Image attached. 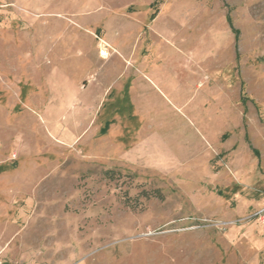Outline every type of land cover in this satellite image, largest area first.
<instances>
[{
	"label": "rangeland",
	"instance_id": "obj_1",
	"mask_svg": "<svg viewBox=\"0 0 264 264\" xmlns=\"http://www.w3.org/2000/svg\"><path fill=\"white\" fill-rule=\"evenodd\" d=\"M0 264H264V0H0Z\"/></svg>",
	"mask_w": 264,
	"mask_h": 264
},
{
	"label": "built area",
	"instance_id": "obj_2",
	"mask_svg": "<svg viewBox=\"0 0 264 264\" xmlns=\"http://www.w3.org/2000/svg\"><path fill=\"white\" fill-rule=\"evenodd\" d=\"M106 54H107V53L105 52V50H101V51H100V55H101L102 57H105Z\"/></svg>",
	"mask_w": 264,
	"mask_h": 264
},
{
	"label": "trees",
	"instance_id": "obj_3",
	"mask_svg": "<svg viewBox=\"0 0 264 264\" xmlns=\"http://www.w3.org/2000/svg\"><path fill=\"white\" fill-rule=\"evenodd\" d=\"M238 32V31H237Z\"/></svg>",
	"mask_w": 264,
	"mask_h": 264
}]
</instances>
